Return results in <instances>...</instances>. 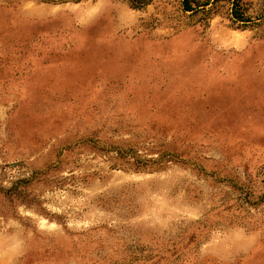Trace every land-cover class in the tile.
Returning <instances> with one entry per match:
<instances>
[{
  "label": "rangeland",
  "instance_id": "obj_1",
  "mask_svg": "<svg viewBox=\"0 0 264 264\" xmlns=\"http://www.w3.org/2000/svg\"><path fill=\"white\" fill-rule=\"evenodd\" d=\"M0 0V264H264V0Z\"/></svg>",
  "mask_w": 264,
  "mask_h": 264
},
{
  "label": "trees",
  "instance_id": "obj_2",
  "mask_svg": "<svg viewBox=\"0 0 264 264\" xmlns=\"http://www.w3.org/2000/svg\"><path fill=\"white\" fill-rule=\"evenodd\" d=\"M153 0H128L129 4L133 8H143L150 4ZM193 0H183V8L185 10H194L196 7L193 5ZM232 2V19L239 26H246L252 19L244 9L241 7L240 0H230Z\"/></svg>",
  "mask_w": 264,
  "mask_h": 264
}]
</instances>
